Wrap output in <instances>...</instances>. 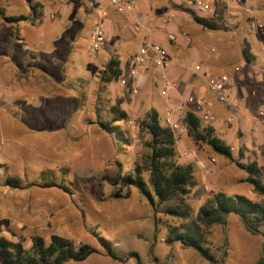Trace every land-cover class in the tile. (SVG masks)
Here are the masks:
<instances>
[{"label":"rangeland","instance_id":"1","mask_svg":"<svg viewBox=\"0 0 264 264\" xmlns=\"http://www.w3.org/2000/svg\"><path fill=\"white\" fill-rule=\"evenodd\" d=\"M251 1L255 17L264 21V0ZM8 3L11 6L9 9L6 7L9 14L21 16L31 13L27 0H8ZM164 4L165 7L159 10L166 8L164 11L169 14L164 19L170 26L177 20L174 13L172 16L171 9L181 7L170 0ZM238 9L242 13L233 17L238 21L233 28L223 27L224 18L231 16L229 13L200 19L190 11L181 12L198 36L196 46L210 56L215 55L213 49H219V39L240 51L241 58L245 42L257 49V52L254 51L256 60L245 66L246 78L238 80V90L247 100L246 104H239L235 112L214 99L215 102L211 103L216 121L204 126L216 128V136L232 147L236 160L243 164L254 162L264 169V124L254 119L260 118L259 113L264 111V55L260 53L263 39L252 36L248 29L250 18L244 15L243 7ZM77 14L83 17L82 35L77 38L73 49L65 54L60 49L53 58L54 64L63 68L60 77L66 78L65 95H75L76 99L66 97L63 100L59 97L63 106L55 111L54 116H27L14 113L12 107L6 106L5 93L0 88L3 93L0 120L3 123H8L9 119L18 122L16 129L12 130L13 134L2 141L0 139V166H8L6 169L0 167V221H9V226L3 227L2 236L11 241L24 239V245L30 250L34 237L43 236L49 240L53 234H58L97 250L86 261L68 264H259L264 259V238L248 232L240 218L230 215L225 225L205 230L207 242L202 246L213 258L211 262L195 248L167 242L169 227H181L183 222L162 213L166 206L162 209L153 204L133 187L119 191L115 182L117 176L133 173L136 165L142 167L141 176L147 183V189L151 188L150 173L145 170L144 161L148 153L144 142L148 137L142 132L140 122L149 111H160L161 105L171 110L172 104L183 101V98L177 93L163 98L160 94L162 85H157L153 78L148 79L146 86L140 84L141 76L127 87H122L120 81L102 83L99 75L115 55L119 56L124 71L121 78L130 82L129 63L139 50V42L116 39L114 43L123 42L116 48L107 40L106 46L92 55L89 50L92 19L83 11ZM211 23L221 28L209 30L207 26ZM24 25L31 28V31L25 32L28 42L37 40L35 27L38 25H33L31 20ZM164 31L167 35H175L170 27ZM167 43L171 42L167 40ZM17 44L22 45L21 42ZM33 59L27 57L30 63H36ZM198 59L190 58L186 65L192 68L193 62H199ZM244 71L239 73V77ZM119 98L124 100L122 110L126 112V118L116 124L118 128L107 133L99 125V120L108 121L114 117L112 107L116 106ZM50 101L57 109L59 100L55 97ZM187 110L197 111L199 117L205 113L203 105ZM24 118L31 124L30 128L21 124ZM47 122L50 124L45 125ZM40 124L47 127L46 131L30 130L39 128ZM8 131L5 129L6 135ZM183 138L178 147V161L183 165H193L195 169L196 186L188 198L194 213L218 193L260 201L253 193L254 187L247 182V173L236 163L217 155L205 143ZM11 139L19 146L13 147ZM183 152H188L190 158L182 157ZM197 160L206 163L207 168L198 167ZM7 176L19 179L20 187L8 185ZM46 184L52 188H44ZM116 192L123 196L129 193V198H113ZM101 237L112 244L119 260L110 257L104 250L100 244Z\"/></svg>","mask_w":264,"mask_h":264},{"label":"crops","instance_id":"2","mask_svg":"<svg viewBox=\"0 0 264 264\" xmlns=\"http://www.w3.org/2000/svg\"><path fill=\"white\" fill-rule=\"evenodd\" d=\"M7 1L1 5L6 17L18 18L21 16H31V13H26L21 16L9 14L7 9L11 8V6H9V3L7 4ZM34 1L44 6L45 13L43 23L39 24L37 27L33 26L37 28V40L28 42L25 32L26 30L31 31V28L24 25L27 21L16 24L7 23L0 18V88L4 90V102L7 104L6 106L12 107L14 113H22L27 116L42 114L47 117L48 115H56L55 111L63 106V104L60 103L61 99H59V97L63 100L66 97L74 99L77 97L75 95H65L66 78L60 77L63 68L62 66L59 67L55 65L53 58L60 52V49L64 54L66 51H69V49H73V45H75L77 38L82 35L84 27L81 19H83V17L77 14L78 11H83L92 19L89 37L93 24V16L90 14L83 0H72L66 6H62L58 0ZM166 1L168 0H141V2L138 3L135 14L130 18L110 12L109 18L105 20L108 32L107 40L110 41V45L113 43L116 48H119L120 44L123 42L114 43L116 39H119L120 41L135 40L139 42L140 47L144 43L151 46L162 47L173 61L167 72V78L171 83L169 95L170 93L182 94L183 100L189 96H193L206 103L215 102L214 97H212L213 95H211L208 90V78L211 76L220 77L222 75H230L233 83L228 89V104L225 106L231 107V110L237 112L239 104L244 106L247 102L246 99H243L241 92L238 90V80L242 79V77L246 78L247 76L245 68L247 63L244 61V58L240 57V51L238 52L233 49L225 40L219 39V49H213L216 50L215 55L210 56L207 51H203L201 47L196 46L198 36H196L191 27H189L190 23L187 22V19L183 16L184 13L181 12L182 10H186L195 14V11L180 6L178 1L170 0L174 5H178L181 8L175 10L171 9V14L173 15L174 13L177 20L170 23V26H167L164 16L169 13L164 11L166 8L161 11L159 10L165 7L164 2ZM231 10L232 13H237L239 9L237 7H232ZM240 13H242V10ZM45 23L46 26L43 27ZM168 27L171 28L172 32L175 33L174 36L177 38L173 44L167 43L171 34L167 35L164 30L168 29ZM135 28H138V30ZM15 39L16 42L14 41ZM17 42H21L22 45H18ZM253 51L257 52V49L253 47ZM27 57H33V60L37 62L30 63ZM193 57L199 58V62H193L195 64L191 68L189 64L188 66L186 65V62ZM62 58L64 60V56ZM240 63V67L243 66L245 71L243 69L240 70V72L237 70ZM196 65L201 66L202 72L195 70ZM155 71L153 68L147 69L141 75L142 79L140 84L146 86L148 79H155L157 85H159V83L162 85L160 94L163 96V81L159 77L160 72ZM241 71H244V74L239 77ZM64 72L65 71H63V73ZM74 92L77 93L76 90ZM29 93L32 94L29 95ZM240 94L241 96H239ZM55 97L59 100L58 105H56V107H58L57 109L54 108L55 106H53L50 101H53ZM159 110L164 118L171 112V110H166L162 105ZM26 119L27 118H24L21 124L29 127L31 124L26 122ZM242 122L243 121H241V125L243 124ZM17 123H14V119H9L8 123H3L0 120L1 141L4 140V137L10 136L12 130L16 129L18 126ZM49 124L50 123L47 122L45 125ZM45 125L43 126V124H40L41 127L39 126V128L30 130L35 132L46 131L44 130L46 127ZM5 129L9 130L7 135ZM11 141L13 147L19 146L13 139H11ZM0 167L1 169H6L8 166L2 165ZM7 178L10 177L7 176ZM12 179L14 178L12 177Z\"/></svg>","mask_w":264,"mask_h":264},{"label":"trees","instance_id":"3","mask_svg":"<svg viewBox=\"0 0 264 264\" xmlns=\"http://www.w3.org/2000/svg\"><path fill=\"white\" fill-rule=\"evenodd\" d=\"M31 7V16L6 17L0 3V18L7 23H20L32 21V24L39 25L45 18L44 6L35 3L34 0H27ZM202 19V18H200ZM209 30H219L221 27L211 23L207 26ZM244 61L250 64L256 59L251 43L245 42L242 50ZM118 55L111 57L104 70L100 73L99 79L104 84L119 82L123 76V69ZM134 81L131 82V84ZM123 98L117 100L116 106L112 107L111 120H99V125L107 131H112L120 121L126 118V112L122 110ZM160 112L153 109L146 113L140 122V128L148 138L144 142L147 150L145 156V170L150 173V189L141 176V166L136 165L133 173L119 174L115 180L119 191L124 189L136 188L142 196L149 199L155 205L163 207L162 213L177 217L183 222V226L169 227V244L180 243L184 247L195 248L196 251L206 260L212 262V257L203 248L207 242L205 230L213 226L225 225L228 217L234 215L240 218L245 229L252 235H259L264 238V169L256 163L243 164L234 157L232 147L227 145L218 136L216 128L204 126L198 116V112L187 110L183 115L188 133L186 137L196 142H202L210 146L217 155L230 159L247 173V182L254 187L253 193L260 201L238 196L235 194L218 193L211 196L207 202L194 213L188 203V198L192 189L196 186L193 165H183L178 161V146L174 132L165 126ZM8 185L19 188L21 181L17 178H7ZM44 188H52L49 184L43 185ZM113 198L127 199L129 193L123 196L116 192ZM157 203V204H156ZM162 208V209H163ZM4 226H9L8 220L0 221V263L1 264H68L80 263L88 260L97 252L96 249L85 243L76 244L67 237L53 234L50 239L43 236H36L31 241V249L24 245V239L11 241L2 236ZM100 244L108 255L115 260L120 258L113 252L112 244L100 238ZM259 264H264V259Z\"/></svg>","mask_w":264,"mask_h":264},{"label":"built area","instance_id":"4","mask_svg":"<svg viewBox=\"0 0 264 264\" xmlns=\"http://www.w3.org/2000/svg\"><path fill=\"white\" fill-rule=\"evenodd\" d=\"M7 0H0V3H4ZM72 0H58L62 6H66ZM93 16V24L90 34V45L89 50L92 55L97 54L107 44L108 32L105 25V20L109 18V13L114 12L117 15L128 16L130 18L136 12L138 3L141 0H83ZM180 6L184 8L192 9L198 18L208 19L211 17L223 14L226 16L229 13V17L224 18L223 27L233 28L238 21L233 19L240 14L232 13L231 8L237 7L244 11V15L250 18L248 23V29L253 37L262 38L260 53L264 55V21L258 19L254 15V3L251 0H177ZM174 16V15H172ZM56 18V17H54ZM138 30V28H135ZM177 40L176 36L170 35L169 41L174 43ZM215 52V50H213ZM172 63L169 54L160 46H151L144 43L139 50L132 57L129 63L130 82L126 79L121 78L120 84L122 87H127L132 81L136 82V79L140 77L147 69L155 68L160 72V78L163 81V97L169 95L171 83L168 80L167 72L171 67ZM244 67H237L240 72ZM195 70L202 72L200 65L195 66ZM232 77L230 75L222 76H211L208 78V90L212 97L219 102L221 105L228 104V89L232 86ZM3 97L2 90H0V99ZM204 106L205 113L200 117L204 124H213L216 121L215 114L212 112L213 104L211 102H203L193 96L187 97L185 100L173 104L171 112L164 118V124L174 132L177 146H181L183 137H186L188 133L186 124L183 119V115L187 112L189 107ZM195 111V110H194ZM182 116V118H181ZM180 117V118H179ZM260 118H254L255 121L264 124V111L259 113ZM262 119V120H261ZM184 158H190L188 152L181 153ZM215 163V159L211 160ZM198 167L202 169L207 168V164L202 161H195Z\"/></svg>","mask_w":264,"mask_h":264}]
</instances>
